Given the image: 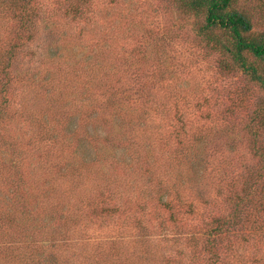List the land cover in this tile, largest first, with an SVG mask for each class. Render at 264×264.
<instances>
[{
  "label": "rangeland",
  "instance_id": "1",
  "mask_svg": "<svg viewBox=\"0 0 264 264\" xmlns=\"http://www.w3.org/2000/svg\"><path fill=\"white\" fill-rule=\"evenodd\" d=\"M11 1L0 264H264V86L197 32L203 16L180 0H31L24 27ZM16 29L30 36L8 54ZM249 174L256 201L212 236Z\"/></svg>",
  "mask_w": 264,
  "mask_h": 264
},
{
  "label": "trees",
  "instance_id": "2",
  "mask_svg": "<svg viewBox=\"0 0 264 264\" xmlns=\"http://www.w3.org/2000/svg\"><path fill=\"white\" fill-rule=\"evenodd\" d=\"M31 0H12L13 10H19V18L21 25L27 26V5ZM81 2L85 0H80ZM251 1V0H250ZM254 4L245 1L246 7L240 6L237 2L239 0H180L179 7L183 12L193 11L195 15L201 14L203 16V23L199 26L197 32L199 34H205L209 40H215L216 37L219 42L218 49H223L224 52L228 53L239 65L244 66V70H250V77L253 80L261 83L264 86V74H261L256 68L255 64L247 63L245 54L249 53L251 57L258 62L261 68L264 69V34H251L253 28L252 13H263L264 12V0H252ZM21 3L20 6L17 3ZM253 6V7H251ZM15 8V9H14ZM75 9L74 11H77ZM252 10V11H251ZM223 30L225 37L219 39L217 35H213L215 29ZM30 36L29 29H16L15 38L20 40V43H11L7 49V53H12L15 49L24 43V38ZM225 38L227 42L225 41ZM216 41V42H217ZM6 53V52H5ZM6 58L8 55H4ZM11 57L7 56L6 60L10 64ZM249 64V65H247ZM7 65H3V79L0 82V90L3 91L7 86L8 71ZM12 165V163H9ZM8 166V165H6ZM257 182V177L253 174H249L244 181L243 191L236 192V207L234 214L228 219L218 220L216 224L212 226L214 237L219 235L223 230H235V227L239 222H243L240 218L243 210L248 209L256 201L255 191H253V183ZM108 211V210H107Z\"/></svg>",
  "mask_w": 264,
  "mask_h": 264
}]
</instances>
